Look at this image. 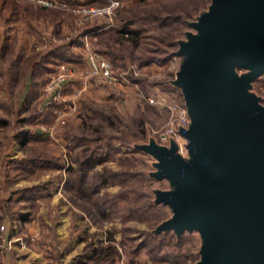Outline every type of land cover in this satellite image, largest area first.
<instances>
[{"label":"rangeland","instance_id":"rangeland-1","mask_svg":"<svg viewBox=\"0 0 264 264\" xmlns=\"http://www.w3.org/2000/svg\"><path fill=\"white\" fill-rule=\"evenodd\" d=\"M40 1L0 0V105L3 118L17 119V122L7 119L0 127V134L7 137V133L17 134L21 130L23 133L25 129L36 131L41 123L52 128L44 132L45 139L31 138L29 145L17 148L22 156L13 158L14 162L18 160L16 166L26 165L29 169L19 174L13 170L16 176L7 182L9 186L5 182L0 197L4 192H14L17 204L9 211L4 209L0 215H13L11 220L22 232L29 231L33 223L38 224L36 231L27 235V243L38 250L42 264H91L94 247L102 245L113 256L110 264H192L199 260L198 231L179 238L167 235L158 241L153 237L150 250L144 231L157 217L151 214V207L144 205L142 196L135 194L137 197L126 199L120 194L129 191L128 196L133 195L136 184H140L141 179L134 172L142 167L139 166L141 154L149 156L157 173L163 171L159 159L141 148L170 149L171 139L166 145L161 144L159 135L177 116L167 104L181 103L178 93L166 88L168 79L177 75L175 70L172 75L167 73L175 69L174 62L169 57L165 61L161 59L175 50L170 45L178 33L174 30L178 25L175 15L181 14L184 18L194 15L202 1L190 3L179 12L172 9L179 0H121L122 6L111 18L101 15L89 20H83L72 8L81 4L102 6L105 0L103 3ZM34 3L54 10L38 9ZM210 9L201 16L202 20ZM129 22L135 23L136 31H132L136 33L129 34L130 29H125ZM93 25L97 27L91 29ZM90 53L110 60L115 79L119 80L104 87L93 86L92 78L86 76ZM133 64L138 65L140 74L129 72L127 81L125 74ZM61 66L71 68L72 74L55 93L54 106H45L48 98L43 87ZM242 72L255 76L254 72L237 70L238 74ZM131 77L138 79L131 80ZM247 90L261 104L264 82L249 83ZM152 98L154 102H150ZM59 112L63 122L56 123ZM2 142L3 175L4 152L11 154L13 150L7 142ZM133 142L139 146L140 153L129 154L128 146ZM83 148L86 149L83 151ZM99 148L107 157L95 166L86 167L87 172L82 176L88 179L94 170H103L106 179L99 186V195L105 198L96 200L99 195L88 193L89 197L79 203H84L86 210L105 200L103 207L108 212L105 224L99 222L103 219L97 214L91 218L87 213L78 215L77 210L81 209L70 199L76 195L75 188L70 189L67 182L64 186L65 178L79 190L84 188L81 191L84 193L93 186L96 175L86 184L85 177L79 181V173L72 170L79 166L68 165L78 163L82 155L88 157L93 150L100 151ZM183 155L187 157V152ZM38 161L44 169H35L41 165ZM91 168L96 169L91 171ZM19 177L25 180L24 187L14 181ZM62 182L64 200L61 202L56 193ZM20 200L24 201L23 207L19 206ZM20 214H24L22 218ZM139 244H143L142 248ZM112 246L115 252H109ZM11 257V248L0 251V264H8Z\"/></svg>","mask_w":264,"mask_h":264},{"label":"water","instance_id":"water-1","mask_svg":"<svg viewBox=\"0 0 264 264\" xmlns=\"http://www.w3.org/2000/svg\"><path fill=\"white\" fill-rule=\"evenodd\" d=\"M208 9L176 51L186 56L173 82L189 117L187 157L173 138L169 150L141 148L173 185L156 191L173 206L160 228L202 237L192 264H264V106L247 90L264 72V0H211Z\"/></svg>","mask_w":264,"mask_h":264},{"label":"trees","instance_id":"trees-1","mask_svg":"<svg viewBox=\"0 0 264 264\" xmlns=\"http://www.w3.org/2000/svg\"><path fill=\"white\" fill-rule=\"evenodd\" d=\"M69 3H88V2H97V3H103V0H66ZM202 1V6L199 9H196L194 15H190L188 16V18H184L181 14H176L175 15V23H178V25L174 28V30L178 31L177 35L173 38V41L170 43V45L175 49L173 51H171V53L168 56H165L161 59V61H165L167 57H169L168 59L174 62V66L175 69H172L170 71H168V74H173L174 70L175 72L177 70L180 69V66L183 62V60L185 59V55L181 54V53H176L177 51V47H179V43L180 41H186L187 40V34L188 33H195L196 29L193 28V26L191 25L192 21H195L198 16L202 13H204L205 11H207L208 6L211 2V0H179L176 1L175 4H173L172 9L176 10L179 12H183L185 10V8L190 4V3H198ZM34 5L38 8V9H42L45 11L48 10H54L51 7H45L42 6L40 4L34 3ZM6 19V18H5ZM133 22H129L128 24H125V29L128 28L130 29L131 32H129V34H134L136 31L134 29H136L135 23ZM56 24V23H55ZM97 25V24H96ZM123 26V25H121ZM97 26L93 25L90 26L91 29L96 28ZM133 30V31H132ZM173 30V29H172ZM110 31V30H109ZM134 39L131 38V40ZM134 41V40H133ZM53 51V50H51ZM154 59V58H153ZM158 61V60H157ZM160 61V62H161ZM159 63V61H158ZM240 70V69H239ZM134 80H137V77L133 78ZM131 77V80H133ZM174 79V77H173ZM173 79H168L167 81V86L166 88L170 91H176L178 93L179 96V102H181V105H184V100H183V96H182V91L180 89L179 86H177L174 82ZM258 81L264 82V72L257 74L254 78L251 79L250 84H254ZM165 88V89H166ZM263 99V100H262ZM264 96L260 95V103L263 104L264 106ZM148 105V104H146ZM8 118H0V126H4V123L7 121ZM17 122V119H16ZM98 130V129H97ZM22 131L21 130L19 133L16 134L17 137H19L20 135H22ZM26 134V136L30 137H37V134H28V132H23ZM39 137V136H38ZM38 139V138H36ZM161 144H167V142H162L160 141ZM138 145L136 144V142L131 143L128 146L129 149V154H133L134 152H138L140 150H138ZM86 148H83V151ZM100 149V148H99ZM141 149V148H140ZM147 152V151H146ZM140 153V152H138ZM142 157H140V164L139 166H142L140 168V170L135 171L134 173L136 174L135 176H138L140 181V184H136V187L134 188V194L133 195H129V191L127 192H123L122 194H120L121 198H135L137 197V195H140L144 198V205L151 207V214L155 215L156 220L152 219V221L154 220L153 224L148 225V228L144 231V235L147 236V246L149 247L150 250H152V242L153 237L156 238V240L158 241V239L162 240L164 236H174L175 238H179L181 235H188V234H194V233H198L195 229L192 230H188V229H184L182 232H180L179 234H177L173 229L171 228H160V225L163 221L167 220L168 218H170L173 214V206L170 203L164 202L162 200H158L157 196H156V191L160 190V191H164V190H171L173 188V185L171 184V182L169 181L168 178L166 177H159L157 176L154 172L155 169L152 166V164H150V158L149 156H146L144 154ZM106 153L105 151L101 148L100 151L99 150H93L92 152L89 153V156L87 157V155L85 156H81V159L78 160V163H73L68 166H79V169L77 168H73L72 170L76 171L77 173H79L78 177L81 178L79 179V181H82V179L84 178V181L87 182L86 184H89L91 178H93L94 175H96V177L93 179L92 181V185L91 187H88L89 190H87L86 193L81 192L82 190H79V187H76L75 185L72 186V182L71 180L68 181V178H65V182H64V186L65 184H69V188L71 189V187L75 188V193L77 197L75 196H71L70 199L72 201V203L77 206L78 208H80L81 210H77L78 215H84L85 213H87L90 218L93 217V215H98L99 218L101 217L103 220L99 221L102 222L103 224H105L104 222L107 221V216H108V212L105 211V207H103L105 200L101 201L99 205L96 204L95 208H91V209H86L85 210V206L84 203H79V201H84L85 198L89 197V194H93V195H99V186L105 182L106 179V174L103 172V170H94L96 168H91V171H93V173L91 174V176L88 177V179H86V176H82L83 173L87 172V170L85 169L86 167H90V166H95V163H99L100 161H104L106 158ZM18 162V160H15V162ZM142 161V162H141ZM64 180V179H63ZM94 181H97L96 184H94ZM67 182V183H66ZM67 186V185H66ZM137 194V195H135ZM105 197H103V195H99L96 200H102ZM98 222V223H99ZM102 225V224H101ZM168 236V237H169ZM197 242V241H196ZM197 244V243H196ZM198 244H199V248H198V252L201 248L202 245V237L201 235L198 238ZM143 244H139V248H142ZM109 252H115V248L112 246L111 250ZM90 260H91V264H110L113 261V256L112 255H108V252H105V246H100V247H94V250L91 253L90 256Z\"/></svg>","mask_w":264,"mask_h":264},{"label":"built area","instance_id":"built-area-1","mask_svg":"<svg viewBox=\"0 0 264 264\" xmlns=\"http://www.w3.org/2000/svg\"><path fill=\"white\" fill-rule=\"evenodd\" d=\"M106 3L102 6L92 5V4H81L73 7L72 10L79 14L83 20H89L92 17L96 16H107L111 18L114 12L122 6L121 0H105ZM39 2H41L39 0ZM45 3V1H44ZM93 3V2H92ZM88 70L86 72L87 77L92 78V85L95 87H104L109 83L115 82L118 79H115L114 68L110 60L103 58L98 53L91 54L88 56L87 60ZM129 67V65H128ZM127 67V68H128ZM61 69H58L55 73L50 76V80L44 85V91L47 95V101H45V106L55 104L53 101L56 99L57 94H55L60 86L66 81L72 74V69L69 67L61 66ZM125 74V79H127V74L133 73L135 75L140 74L138 65L133 64L127 69ZM131 70V71H130ZM124 72V71H123ZM152 98L150 102H154ZM171 101V99H170ZM175 101V100H174ZM167 106L170 108V111L176 112L177 116L174 117L170 126H168L162 133L159 135V139L162 142H168L171 138L175 140L178 146V151L180 154L185 153L184 143L185 138L182 134V130H185L188 127L189 117L184 105H181L177 102H169ZM58 112V111H57ZM57 122H63L62 114L59 112L55 119ZM38 131L49 132L52 128L44 125L43 123L39 124L37 127ZM3 226H0V251H6L10 249L11 242L8 240L5 244V237L1 234Z\"/></svg>","mask_w":264,"mask_h":264},{"label":"crops","instance_id":"crops-1","mask_svg":"<svg viewBox=\"0 0 264 264\" xmlns=\"http://www.w3.org/2000/svg\"><path fill=\"white\" fill-rule=\"evenodd\" d=\"M28 89H29V86H28ZM24 90L26 92L27 88H24ZM1 103H2V101H0V104ZM1 108L2 107L0 105V118L5 117ZM10 116H11V114H10ZM8 120L11 122H13V121L16 122L15 117L14 118L8 117ZM28 134H37L39 137L38 136L35 138L33 137V139L38 138L37 140L45 139L44 137H46L44 133H42L41 131H38V130L32 131V132L30 131V132H28ZM4 138L6 140H3ZM31 138L32 137L29 138L28 136H26L25 133H22V135H20L19 137L16 136V132L11 133V134L7 133V137L1 136V134H0V141L7 142V145L8 146L10 145L12 150H13V152L11 154H9V152H8V154L6 152H4L5 150L3 151L4 157H6V158H4L5 159V160H3L4 163H2V165H3L2 170L4 171L3 175L1 174V166H0V191L2 190L3 186L5 185V182H6V185L9 186V184L7 182L10 180H13L14 177L16 176V175H14L13 170L18 171L17 174H19V173H24L25 170H27V167L29 169V166H26V165L25 166H16L19 164H17V161L14 162L13 158H15V157L19 158L22 156L21 151L18 150L17 148L19 147L21 149V147H25V146L29 145L28 141H30ZM19 151H20V154H16V152L18 153ZM0 152H1V150H0ZM8 155H9V157H8ZM11 157H12V159H11ZM38 162H40V161H38ZM40 164L42 166L36 165V166H38L37 168H35L36 170H42L45 168V166L41 162H40ZM16 180H17V184H19L20 187L25 186L24 185L25 180L23 179V177H19V178L15 179L14 181H16ZM62 184H63V182L57 187V193H56V197H58V195L61 197L60 198L61 202H62V200H64L62 198L63 196L61 195V192H63ZM6 188H7V186H6ZM8 192L9 193H7V194H4L5 192L2 193L3 195H2V197H0V213L1 214H4V213H2L4 211V209L9 211V210L14 208L13 204H15V203L17 204V199H16L17 195L14 192H11V193H10V191H8ZM31 197H33V196H31ZM24 198H22V199H24ZM23 202H22V200H20L19 206H22L21 203H23ZM62 204L63 203H61V205ZM23 215L24 214H20L21 218ZM0 218H1L0 219V225L3 226L1 234L5 237V241L3 243L5 244L8 240L12 241V247H10L12 257L8 261V264H42V261H40L41 257H40L38 250L34 249L35 247H32L31 244L27 243V235L33 234L32 233L33 230L36 231V228H37L36 224L37 223L35 224V226L33 223V227L30 228L29 231H27V232L23 231L22 232L21 228H19V226H17L15 221L11 220L13 218V215H10V213L7 215H4V216L0 215ZM18 228H19V230H18ZM21 248H23V256H20L21 255Z\"/></svg>","mask_w":264,"mask_h":264}]
</instances>
